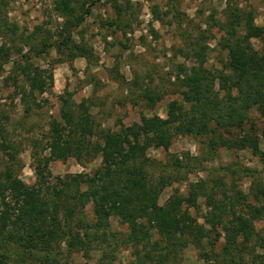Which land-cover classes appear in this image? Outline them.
Segmentation results:
<instances>
[{
  "label": "trees",
  "instance_id": "1",
  "mask_svg": "<svg viewBox=\"0 0 264 264\" xmlns=\"http://www.w3.org/2000/svg\"><path fill=\"white\" fill-rule=\"evenodd\" d=\"M235 1L227 0L221 12L222 22H214L223 34L218 43L226 51L220 70L210 72L203 67L207 51L201 41L204 34L192 31V40L186 30L180 31L178 27L179 37L186 33L185 38L181 37L186 41L183 56L191 65L176 67L174 86L180 102L168 103V123L155 115H140L135 128L121 126L116 132L106 131L92 138L90 115L80 106L74 113L70 98L60 97L61 122L51 120L48 124V154L34 165L32 185L20 180L19 150L5 137L0 125V264H61L57 256L62 244L68 250L77 248L85 253L91 247H103L100 262L105 260L106 264L114 260L116 251L128 245H138L142 250L141 255L134 252V264H165L169 255L188 244L197 248L205 261L208 247L214 264H264V236L254 229L255 222L264 221V188L259 183L249 188L252 202L240 190H226L220 179L204 178L188 183L184 195L173 190L159 205L161 192L178 179L176 174L185 167L174 155L167 156L162 163L146 155L150 148L166 151L185 124L193 134L208 136V153L213 154L220 146L247 149L264 171V150L254 134L242 132L237 139L224 138L230 130H242L251 111L262 120L264 133V25L256 26L251 12L242 11ZM100 2L52 0L53 10L62 19L55 32L57 39L49 42V30L44 31L45 36L35 37L38 27L28 35L20 34L19 39L32 58L46 55L52 47L66 61L87 60L91 50L73 42L71 33L90 8ZM104 2L109 3L116 21L130 9L127 2ZM173 10L172 18L180 19ZM151 13L161 21L156 6L151 7ZM166 14L167 11L163 13ZM116 21H107L105 25L116 26ZM0 22L5 35L15 33V25L8 26L1 10ZM149 31L155 37L152 28ZM252 39L261 44L260 50L252 46ZM10 51L5 43L0 44V70ZM12 72L25 82V88L20 89V101L27 112L33 95L45 89L39 79L42 72L29 61L17 62ZM163 95L162 89L148 87L139 92L149 107ZM3 115L0 112V120L5 119ZM96 156L100 157V164L92 173L68 174L51 180L47 168L50 161L72 158L82 166ZM132 168L145 171L138 174ZM245 173L252 171L246 169ZM199 198L206 207L202 225L189 213L190 208L199 210ZM88 205L89 220L83 212ZM111 219L126 233L113 231ZM151 233L160 237L162 246L160 241L151 242ZM218 239L223 244L215 253L212 246Z\"/></svg>",
  "mask_w": 264,
  "mask_h": 264
},
{
  "label": "rangeland",
  "instance_id": "2",
  "mask_svg": "<svg viewBox=\"0 0 264 264\" xmlns=\"http://www.w3.org/2000/svg\"><path fill=\"white\" fill-rule=\"evenodd\" d=\"M116 1L121 4L127 2L130 9L116 21L109 3L101 0L92 6L89 14L83 17V21L71 33L73 42H80L92 53L87 60L74 58L66 61L52 47L46 55L32 58L19 39L20 34L28 35L34 27L40 28L35 37L41 38L45 36L44 31L49 30V42L57 39L55 32L62 19L53 10L52 0H0L2 17L8 26L16 27L15 33L11 35H5L0 29V44L5 43L11 50L0 70V112L4 114L3 117L6 116L0 120V125L5 130V137L19 150V178L26 185L34 183L33 167L48 154L45 144L49 122H61L58 112L61 107L60 97L70 98L69 104L74 113L81 107L82 111L90 115L94 133L92 138H95L102 132H116L121 126L135 128L139 124L140 115H155L168 123V103L173 100L180 102L174 86L176 67L181 64L191 65L183 56L186 41L181 37L185 38L186 33L191 35L192 40L195 38L193 32L203 33L205 38L201 41L207 47L203 67L210 72L222 69L226 51L218 43L223 34L214 22H222L221 12L227 0ZM235 2L242 11L251 12L256 26L264 25L262 0ZM153 6L158 8L161 21L151 13ZM170 10L177 11L180 19H175L177 16L172 18L174 12ZM166 11L167 14L163 15ZM107 21H116L117 25H105ZM178 27L180 31L186 30L181 37L178 36ZM149 28L155 32V37ZM251 44L256 50H260L261 44L258 41L252 39ZM15 48H20V53ZM23 61L31 62L41 70L39 79L45 84L42 93L33 95L34 100L29 104L27 112L20 101V89L25 88V82L18 73L12 72L15 64ZM145 87L162 89L164 92L161 99L151 107L139 96V92ZM261 125L262 120L255 111H251L249 120L243 123V129L223 133L224 138L234 140L242 132H251L257 137L260 149L264 150ZM208 139V136L193 134L190 127L184 124L173 136L166 151L153 148L146 151L148 157L161 163L167 156L174 155L185 167L176 174L178 179L161 192L157 200L159 205L173 190L184 195L188 183L204 178L220 179L226 190L233 187L247 194L248 202H252L248 195L250 187L254 188L259 183L264 188L262 164L247 149L220 146L211 154L206 151ZM99 164V156L82 166L68 158L64 161H50L47 168L51 180H54L68 174H90ZM246 169L251 170L252 174L245 173ZM131 171L140 174L145 170L132 168ZM227 194H231V191ZM197 202L199 210L190 208L189 213L196 218L198 225H202L206 207L201 198ZM83 212L88 220L91 219L89 205ZM110 226L113 231L126 233L115 219L110 220ZM254 229L264 236V221L255 222ZM153 241H160V237L152 234L151 242ZM222 244V239H218L212 246V251L219 252ZM160 245H163L162 241ZM60 247L57 258L61 264H106L105 260L100 262L103 247H91L86 253L77 248L68 250L64 244ZM135 251L142 254L138 245L119 249L114 253V260L110 264H134ZM206 251L209 254L205 261L200 258L198 249L188 244L175 251V255H169L165 264H214L208 247Z\"/></svg>",
  "mask_w": 264,
  "mask_h": 264
}]
</instances>
